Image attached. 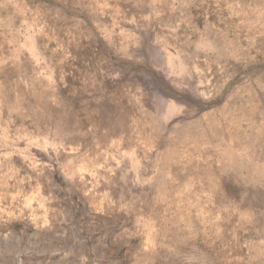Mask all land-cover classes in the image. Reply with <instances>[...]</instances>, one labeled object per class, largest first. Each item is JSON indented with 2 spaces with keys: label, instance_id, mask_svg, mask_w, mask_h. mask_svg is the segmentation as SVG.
Here are the masks:
<instances>
[{
  "label": "rangeland",
  "instance_id": "1",
  "mask_svg": "<svg viewBox=\"0 0 264 264\" xmlns=\"http://www.w3.org/2000/svg\"><path fill=\"white\" fill-rule=\"evenodd\" d=\"M0 264H264V0H0Z\"/></svg>",
  "mask_w": 264,
  "mask_h": 264
}]
</instances>
